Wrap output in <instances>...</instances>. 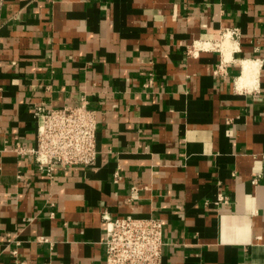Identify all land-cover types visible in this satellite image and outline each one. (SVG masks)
Masks as SVG:
<instances>
[{"label": "crops", "instance_id": "1", "mask_svg": "<svg viewBox=\"0 0 264 264\" xmlns=\"http://www.w3.org/2000/svg\"><path fill=\"white\" fill-rule=\"evenodd\" d=\"M232 28L221 75L188 54ZM82 99L95 162L48 180L14 149ZM103 210L159 220L160 264H264V0H0V264H105Z\"/></svg>", "mask_w": 264, "mask_h": 264}, {"label": "built area", "instance_id": "2", "mask_svg": "<svg viewBox=\"0 0 264 264\" xmlns=\"http://www.w3.org/2000/svg\"><path fill=\"white\" fill-rule=\"evenodd\" d=\"M239 36L237 28L223 29L216 40L197 41L188 54L193 55V50L217 52L219 61L215 74L221 75L230 61L226 58L224 44H228V54L236 51ZM33 116L37 123L34 147H16L14 151L17 155L31 157L38 171L48 180L53 179L56 170L94 164L97 156V120L95 112L87 107L85 100L82 99L78 106H38L34 108ZM20 178L17 175V179ZM130 191L134 196L138 187L132 185ZM205 204H213L216 209L227 207L230 197L218 192L212 202ZM102 218L105 264H160L162 225L159 220L150 216L130 215L112 218L105 210L102 211Z\"/></svg>", "mask_w": 264, "mask_h": 264}, {"label": "bare ground", "instance_id": "3", "mask_svg": "<svg viewBox=\"0 0 264 264\" xmlns=\"http://www.w3.org/2000/svg\"><path fill=\"white\" fill-rule=\"evenodd\" d=\"M225 52L226 53H228V48L226 47V49H225ZM244 73L247 75L248 74V64L246 63V64H244ZM253 74V73H252ZM249 78V77H248ZM243 80V79H242ZM242 80H240L238 83L240 84V83H243L242 82ZM246 81H248L247 80V78H246ZM251 81H252V78H251ZM253 82V81H252ZM245 83H247V82H245ZM248 83H251V82H248Z\"/></svg>", "mask_w": 264, "mask_h": 264}]
</instances>
